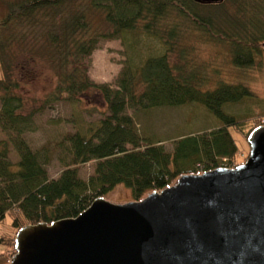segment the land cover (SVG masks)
Returning a JSON list of instances; mask_svg holds the SVG:
<instances>
[{"label":"trees","instance_id":"1","mask_svg":"<svg viewBox=\"0 0 264 264\" xmlns=\"http://www.w3.org/2000/svg\"><path fill=\"white\" fill-rule=\"evenodd\" d=\"M6 5L0 18V122L14 131L19 159L8 158L7 142L0 139V219L9 214L15 233L26 223L75 216L118 183L139 199L181 173L246 159L248 152L235 160L241 152L234 133L246 139L264 123V111L233 113L223 104L253 96L248 78H227L221 66L197 59L200 46L222 45L232 65L260 70L264 0H8ZM111 38L121 40L127 55L115 87L93 81L85 61L101 40ZM148 38L151 50H139ZM42 68L54 77L45 102H78L93 92L108 112L67 134L71 157L55 178L48 174V156L39 157L23 136L32 129L35 110L25 112L27 97L18 89L26 70ZM183 104L203 106L217 122L207 132L173 136L171 149L164 138L145 139L126 111ZM89 160L93 172L84 179L78 165ZM14 235L0 236L6 245L2 262L14 253Z\"/></svg>","mask_w":264,"mask_h":264},{"label":"water","instance_id":"2","mask_svg":"<svg viewBox=\"0 0 264 264\" xmlns=\"http://www.w3.org/2000/svg\"><path fill=\"white\" fill-rule=\"evenodd\" d=\"M246 140L234 166L181 173L139 199L99 195L75 216L22 225L9 264H264V123Z\"/></svg>","mask_w":264,"mask_h":264},{"label":"rangeland","instance_id":"3","mask_svg":"<svg viewBox=\"0 0 264 264\" xmlns=\"http://www.w3.org/2000/svg\"><path fill=\"white\" fill-rule=\"evenodd\" d=\"M8 0H0V18L6 13ZM139 50L149 52L153 41L150 38L144 39ZM201 56L197 62L204 63L211 60V63L221 66L227 78H248V85L253 91V96L244 98L233 103L223 104L224 108L233 113H249L258 116L264 111V50L262 68H238L230 62V55L222 45L200 46ZM126 51L119 38L101 40L98 46L85 59L89 77L98 83L104 82L115 87V80L126 59ZM176 57V56H174ZM173 57V58H174ZM29 66V65H28ZM31 66V65H30ZM22 76L24 83L19 92L27 97L25 112L34 109L32 129L23 133L27 143L34 150L39 151V157L45 154L48 156L47 170L50 178L57 177L65 164L70 160V143L66 138L68 133L75 130L76 126L85 127L95 122L106 113L105 103L102 96L93 92L85 94L80 101L69 99L55 102H45L46 94L53 87L54 77L45 68L35 71L29 70ZM31 75V76H29ZM216 75V74H215ZM3 71L0 63V77ZM29 79L28 81H26ZM1 93V92H0ZM126 111L131 114L137 123L138 130L145 139L164 138L162 142L167 149L173 146V136L187 132H207L208 127L216 124L217 120L204 108L195 104L180 106H155L151 108L134 109L127 107ZM264 122V114L261 117ZM254 119H250L251 125ZM240 145V155L235 159L237 162L243 160L249 151V144L241 135L234 133ZM11 135L14 131L5 130L0 122V139L7 142V156L12 162L19 159ZM244 161V160H243ZM79 176L86 179L93 172L94 161L89 160L78 165ZM204 166L201 163L200 169ZM203 171V170H202ZM104 196L107 199L121 202L132 199L131 188L124 183L116 184L107 191ZM15 229L11 225L9 214L0 219V236L14 235ZM6 245L0 243V251ZM0 264H9V261Z\"/></svg>","mask_w":264,"mask_h":264}]
</instances>
